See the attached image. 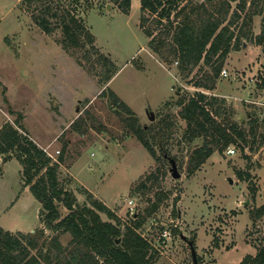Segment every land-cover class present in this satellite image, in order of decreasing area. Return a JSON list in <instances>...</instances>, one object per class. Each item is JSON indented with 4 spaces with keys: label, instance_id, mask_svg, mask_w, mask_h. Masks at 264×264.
<instances>
[{
    "label": "rangeland",
    "instance_id": "rangeland-1",
    "mask_svg": "<svg viewBox=\"0 0 264 264\" xmlns=\"http://www.w3.org/2000/svg\"><path fill=\"white\" fill-rule=\"evenodd\" d=\"M119 1L0 0V130L10 124L51 155L58 165L59 186L75 198L76 209L91 207L94 199L101 201L119 219L122 232L132 226V214L140 215L143 225L136 232L150 241L157 264H194L189 241L198 264H238L264 244V214L254 221L258 209L264 208V90L260 94L259 89L264 80L263 52L250 37L242 38V45L229 53L222 66L227 76L220 74L214 90L198 88L194 83L210 68L200 64L191 72L179 70L177 56L167 45L179 27L175 12L172 25L164 19L159 26L155 15L144 13L142 27L153 30L154 46L165 43L154 52L149 47L152 37L140 27V1L131 0L127 14ZM250 1L231 27L235 33L247 19ZM185 3L187 8L196 7L205 0ZM236 4L231 3L232 13L238 11ZM47 7L73 15L93 42L81 36L83 46L64 50L60 26L46 34L35 21ZM261 20L262 15L253 17V35L259 34ZM50 21L55 25L60 20ZM243 31L250 36V22ZM101 57L116 66L107 83L101 81L106 71ZM106 89L132 115L113 106ZM197 92L208 101L214 99L213 108H221L218 122L236 125L249 140L243 148L234 144L214 152L190 173L188 159L204 139L188 141L187 123L179 116L177 102H186ZM19 114L21 128L15 125ZM119 115L135 118L136 125L145 128L156 157L149 155ZM251 129L254 136L248 134ZM228 149L234 154H227ZM13 155L14 151L0 153V231L35 235L42 230L41 245L51 246L56 238L67 247L69 234L44 228L42 204L24 185L22 167ZM6 156L10 158L5 160ZM170 159L179 178L172 177ZM157 169L166 172L153 187L146 183L150 190L135 189ZM238 172L249 173L250 180L238 179ZM56 204L61 217L69 213ZM98 214L102 221L116 224Z\"/></svg>",
    "mask_w": 264,
    "mask_h": 264
},
{
    "label": "trees",
    "instance_id": "trees-1",
    "mask_svg": "<svg viewBox=\"0 0 264 264\" xmlns=\"http://www.w3.org/2000/svg\"><path fill=\"white\" fill-rule=\"evenodd\" d=\"M118 1L115 0V2ZM139 1L142 29L146 21L145 12L156 16L157 26L161 25L164 19L172 25L170 17L175 12L173 16L179 19V27L171 35V44L167 43V45L171 46L170 52L177 56L179 70L191 72L200 64L210 68L209 73L204 72L203 78L194 83L198 88L214 90L215 81L220 76L227 56L242 45V38L250 37L254 45L264 50V0L250 1V11L246 13L247 19L242 22L243 25L237 33L231 27L240 19L241 12H245L246 0H205V3L189 8H187L188 3L184 4L186 0ZM130 2L131 0L119 1L123 13H128ZM234 2L237 3L238 11L232 13L231 3ZM208 7L211 10H208ZM258 15H262L261 30L259 34L253 35L251 33L252 19ZM49 17L60 21L53 25ZM35 21L46 34L52 33L60 26L62 32L60 45L64 50L83 46L81 36H84L87 42H93L92 36L86 33L81 22L68 12L59 14L57 9L51 11L47 7L40 10ZM249 22L250 36L243 31V27H247ZM143 31L147 37H152L149 47L153 48L154 52L165 44L161 42L157 48L154 46L156 37L153 36V30L143 29ZM101 58L106 70L101 81L107 83L114 76L116 66L109 58ZM261 86L264 87V80ZM106 90L113 106L120 108L121 113L132 115L125 103L121 102L112 91ZM103 93L104 91L101 92ZM210 100L214 99L210 98ZM211 101H208L204 93L197 92L188 96L186 102L183 99L177 102V105L181 107L179 116L187 123L188 141L196 137L204 139L203 144L195 148L188 159L187 169L190 173L197 170L214 152L221 153L234 144H239L242 148L248 145L247 132L237 128L236 125L228 126L217 121L216 118L221 115V108H213ZM119 116H122L125 125L137 137L149 155L156 157L153 146L146 138L145 128L136 125L135 118L123 117L128 115ZM20 118L19 114L15 125L21 128ZM250 132L253 135L252 129L249 135ZM12 151H14L13 157L22 167L24 185L28 186L31 194L42 204L44 228L52 232L67 233L71 239L67 247H61L56 238L53 239L51 246L47 247L39 242L44 234L42 230L35 235L23 233L13 235L0 231V264H157L154 261L156 252L150 241L136 232L143 225L144 219L140 215L132 214L130 221L132 226H127L122 232L119 219L101 201L94 199L91 201V207L84 206L76 209L75 198L59 186L58 165L52 163L51 157L43 149H39L27 138L21 137L10 124H5L0 130V153L7 155ZM8 158L10 157L6 156L5 160ZM165 172L163 169H157L156 173L147 174L145 181H141L135 189L141 190L142 193L146 192L148 189L146 183L150 182L153 187L158 178L165 175ZM237 176L238 179L247 182L251 178L247 172H238ZM88 197L92 199L91 194H88ZM160 200L162 198H159ZM56 202L61 203L69 213L61 217ZM98 213H104L110 220L116 221V224L102 221ZM263 214L264 208L260 207L254 221L260 219ZM117 240L119 243L116 242ZM33 250L35 254L31 253ZM238 264H264V244L254 256L245 255Z\"/></svg>",
    "mask_w": 264,
    "mask_h": 264
},
{
    "label": "water",
    "instance_id": "water-1",
    "mask_svg": "<svg viewBox=\"0 0 264 264\" xmlns=\"http://www.w3.org/2000/svg\"><path fill=\"white\" fill-rule=\"evenodd\" d=\"M149 119H151V120L153 119L152 114L150 115ZM170 164H171L170 171H171L172 177L179 178L180 177V174L177 171V167H176L175 161L172 160V159H170ZM116 242L119 243V240H117ZM188 244H189V247H190V250H191V255H192L193 263L194 264H198L197 257H196V253H195L194 246H193V242L192 241H189Z\"/></svg>",
    "mask_w": 264,
    "mask_h": 264
},
{
    "label": "built area",
    "instance_id": "built-area-1",
    "mask_svg": "<svg viewBox=\"0 0 264 264\" xmlns=\"http://www.w3.org/2000/svg\"><path fill=\"white\" fill-rule=\"evenodd\" d=\"M221 76H223V77H226L227 76V72H226V70H222L221 71ZM45 151V150H44ZM46 152V151H45ZM46 154L49 156V157H51V155L50 154H48L47 152H46ZM227 154H234V151H233V149H228L227 150ZM130 213H133V209H130ZM167 234V233H166ZM163 237H166V235L165 234H163L162 235Z\"/></svg>",
    "mask_w": 264,
    "mask_h": 264
},
{
    "label": "crops",
    "instance_id": "crops-1",
    "mask_svg": "<svg viewBox=\"0 0 264 264\" xmlns=\"http://www.w3.org/2000/svg\"><path fill=\"white\" fill-rule=\"evenodd\" d=\"M253 45H254V44H253ZM251 46H252V45H251ZM254 46H255V45H254ZM259 48H260V47H259ZM260 49H261L262 52H263L262 55H264V50H263L262 48H260ZM263 58H264V57H263ZM257 62H258V61H256L255 64H257ZM263 62H264V61H263ZM261 64H263V63H262V62H259L257 65L260 66ZM259 89H260V94H261L262 90H264V87L260 85V88H259Z\"/></svg>",
    "mask_w": 264,
    "mask_h": 264
}]
</instances>
